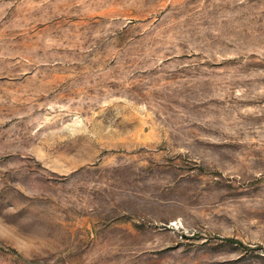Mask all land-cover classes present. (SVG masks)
<instances>
[{
    "label": "rangeland",
    "instance_id": "1",
    "mask_svg": "<svg viewBox=\"0 0 264 264\" xmlns=\"http://www.w3.org/2000/svg\"><path fill=\"white\" fill-rule=\"evenodd\" d=\"M0 264H264V0H0Z\"/></svg>",
    "mask_w": 264,
    "mask_h": 264
}]
</instances>
